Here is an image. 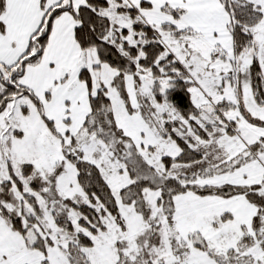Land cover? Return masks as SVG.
I'll return each instance as SVG.
<instances>
[{
	"label": "snow or ice",
	"instance_id": "6c2138e0",
	"mask_svg": "<svg viewBox=\"0 0 264 264\" xmlns=\"http://www.w3.org/2000/svg\"><path fill=\"white\" fill-rule=\"evenodd\" d=\"M0 264H264V0H0Z\"/></svg>",
	"mask_w": 264,
	"mask_h": 264
}]
</instances>
